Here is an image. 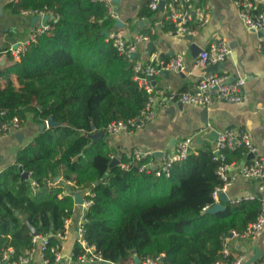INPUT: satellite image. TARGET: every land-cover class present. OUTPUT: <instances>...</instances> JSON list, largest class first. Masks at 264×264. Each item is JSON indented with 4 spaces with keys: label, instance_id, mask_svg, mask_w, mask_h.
<instances>
[{
    "label": "trees",
    "instance_id": "trees-1",
    "mask_svg": "<svg viewBox=\"0 0 264 264\" xmlns=\"http://www.w3.org/2000/svg\"><path fill=\"white\" fill-rule=\"evenodd\" d=\"M6 7L14 14L46 7L56 20L50 21L51 33L29 42L18 60L9 46L0 47V54L7 56V63L0 65V79L5 80L0 84V110L6 111V120L17 116L21 126L29 118L39 125L50 116L61 124L38 129L16 152L14 162L0 171V250L12 248L16 259L35 245L31 228L39 235L62 231L74 215L73 192L90 189L83 237L96 247L104 264H122L134 255H161L160 264H212L223 259L222 237L232 230L243 232L259 213L261 201L228 200L216 212L204 209L214 205L212 192L221 185L212 148H199L174 162L168 176L156 175L139 170L147 159L128 169L120 163L110 166L113 150L107 135L96 140L89 136L113 119L136 117L148 97L134 79L133 61L102 34L115 24L105 4L12 0ZM139 14L149 17L153 11L146 3ZM169 28L166 24L161 29ZM222 152L231 163L246 149ZM125 161L131 157L120 162ZM23 171L29 178L21 177ZM48 241L43 255L53 264L50 247L58 240L51 236ZM82 253L76 243L74 261Z\"/></svg>",
    "mask_w": 264,
    "mask_h": 264
},
{
    "label": "crops",
    "instance_id": "crops-1",
    "mask_svg": "<svg viewBox=\"0 0 264 264\" xmlns=\"http://www.w3.org/2000/svg\"><path fill=\"white\" fill-rule=\"evenodd\" d=\"M10 1L12 0H0L1 48L26 43L29 40L30 29L42 23L43 18V15L37 16L32 23L33 16L10 12L6 7ZM240 1L250 4L251 12L264 11V0ZM193 2L196 6L204 8L208 14V22L197 27L191 39L187 38L188 35H168V29L164 31L161 29L166 26L158 25L164 17L165 9L159 8L149 17L140 15L147 0H118L114 4L119 25H115V20V24L108 32L112 33L118 29L127 42H135L136 60L144 64L151 61L158 64L160 61H169L172 57L180 55L184 73L181 77L177 70L172 69L168 74L164 68L156 74L154 88L159 93L156 94L152 106L154 117L146 126L116 136L106 134L113 155L119 162L123 158H130L135 149L153 153L168 152L187 137L193 138V152L207 146L213 149L217 134L225 129H230L234 133L240 130L246 131L252 144L256 146L257 153L264 156V33L259 34L258 31L243 25L239 18L241 5L237 0H193ZM147 32L153 34V37L151 38ZM139 35L147 38L137 39ZM220 41L228 45L230 53L216 72L226 75L230 81L244 79L241 100L238 102L218 100L209 107L183 104L177 99L166 101L169 91H190L197 80L207 74L205 71L210 65L196 66V59L200 50ZM259 44L262 45L260 48ZM2 59L3 64H1ZM6 63L7 56L3 51L0 54V65ZM11 80L16 87H19L15 74L11 75ZM0 84L3 86L5 80L1 78ZM29 120L26 126H21L19 130L10 129L6 135L0 137V171L14 162L16 152L30 142L38 131L39 127L35 126L30 118ZM17 132L22 133L21 140L16 137ZM243 155L237 161L229 163L232 172L238 171L249 160L248 152ZM158 159L156 155L154 163H158ZM258 184V179L237 177L226 189L228 200L233 202L247 196L258 197ZM87 190L74 191L73 194L78 192L84 197ZM218 202L223 205L220 199ZM84 215L85 211L76 204L74 215L65 222L67 234L61 243L63 264H85L73 259V247L77 243V226ZM226 244L230 252L229 257L243 255L241 264H251L254 262H251L253 257L257 256L256 261L264 255V229L256 239L228 234ZM33 249L28 264H43L39 240ZM11 260H13L12 254L9 261L0 264H10Z\"/></svg>",
    "mask_w": 264,
    "mask_h": 264
},
{
    "label": "built area",
    "instance_id": "built-area-1",
    "mask_svg": "<svg viewBox=\"0 0 264 264\" xmlns=\"http://www.w3.org/2000/svg\"><path fill=\"white\" fill-rule=\"evenodd\" d=\"M102 2L107 7V11L110 17L117 20V13L115 9V0H95ZM160 1L162 0H147L148 7L152 11H157L159 9ZM165 14L158 23L159 26H164L168 24L170 28L167 30L168 35L173 36H192L197 27L205 25L208 22V14L205 12L204 8L196 6L193 0H163ZM237 3L241 5L239 11V18L246 28L252 29L254 31H261L264 33V11L251 12V5L243 3L237 0ZM23 15L27 16H44L48 15L47 20L44 23H39L33 26L30 30L29 40L23 44H17L15 47L10 46L9 52L15 60H18L21 53L26 49L29 42L34 41L38 35L46 34L49 35L52 31V25L50 21H55L56 17L46 7L42 9H24L21 11ZM116 25V24H115ZM109 37L113 40L114 46L117 50L125 55L129 60L133 61V71L134 79L138 84L145 89L148 94L147 100L144 107L141 109L140 113L136 117H130L127 119H113L107 123L104 127L105 134L116 136L120 133L135 131L142 129L146 126L154 117V110L152 108L153 103L156 99V94L159 91H155V76L159 73L161 69L170 68L175 70L183 69L181 63V56L176 55L171 58L167 63L160 61L158 64L155 62L142 63L134 58V51L136 49L135 42H127L123 36V33L116 29L112 33H109ZM137 39H146V36L139 35ZM262 45L259 44L260 48ZM264 50V49H263ZM230 49L228 45L223 42H217L211 44L208 48L200 50L198 57L196 59V66H205L211 64L222 63L225 58L229 55ZM264 74V71H263ZM243 78H238L236 80L230 81L226 75L220 74L216 71H210L203 75L194 84V88L190 91H169L166 96V101H173L172 99H177L183 104H195L204 107H209L218 100H225L230 102H238L241 100V87L244 84ZM6 111L0 110V137L6 135L10 129L19 130L20 120L17 116H13L11 119L6 120ZM193 138L187 137L182 139L177 143L174 149L168 152H147L135 149L131 154V161L119 162L121 167L128 169L131 163H136L142 159H147L145 163L139 165V170L149 171L153 170L156 175L165 174L169 175L170 167L174 162L184 160L191 152H193ZM245 147L246 152L253 153L254 156L245 162L238 171L232 172L230 164L225 162V156L222 150L229 148L235 149L238 147ZM214 157L219 160V165L217 167L216 173L221 180V185L214 188L212 192V197L215 203H218L219 195L222 192L226 193L227 187L235 181L237 177H242L245 179H258V192L261 201L260 211L256 218L250 222L247 228L239 233L232 230L231 235H235L243 238L256 239L260 236L264 229V156L257 153V148L252 144L251 139L246 131L240 130L234 133L230 129H225L217 134V139L213 147ZM157 155L159 157L158 163H154V158ZM116 158L111 155V159ZM65 192H63L64 194ZM74 195V194H73ZM92 192L88 189L85 192L84 197L80 204L82 209L88 210L92 203ZM244 199H253L255 196L243 197ZM210 208L209 206L204 207V209ZM68 221V219L66 220ZM85 215L81 218L77 226L76 231V241L82 247L83 253L77 257L79 263L85 264H99L101 261H105L101 255L97 252L94 245L89 244L83 237L84 233V223ZM65 225L62 231L57 233H45L43 235H33V242L36 244L39 240L40 249L42 251L47 247L51 236H54L58 243L50 247V252L52 253V263L61 264L63 263V254L61 252V243L66 237ZM228 236V235H227ZM227 236H223L221 254L224 257L219 259L212 264H241L243 261V255H238L235 258L229 259V249L226 244ZM35 246V245H34ZM33 247L27 249L23 254L17 256L16 259L10 261V264H28L33 253ZM13 250L12 248H4L0 250V263L3 261H9ZM136 255L133 259H130L122 264H160L163 257L161 255H156L154 257L138 258L135 261ZM49 260L43 255V264H49ZM106 262V261H105ZM119 264V263H112ZM251 264H264V255L258 258Z\"/></svg>",
    "mask_w": 264,
    "mask_h": 264
},
{
    "label": "water",
    "instance_id": "water-1",
    "mask_svg": "<svg viewBox=\"0 0 264 264\" xmlns=\"http://www.w3.org/2000/svg\"><path fill=\"white\" fill-rule=\"evenodd\" d=\"M115 1L117 2L118 0H115ZM163 7H164V1L162 0V1H160V5H159L160 10H162ZM47 18H48V15H44L43 18H42V23H44V22L46 21ZM36 19H37V16H33V17H32V23H33V21L35 22ZM116 25H119V20H116ZM258 33H259V34H262L261 31H258ZM102 34H104L105 36L109 37V32H108L106 29H104V30L102 31ZM187 38H188V39H191V36L188 35ZM15 46H16V45H14L13 47H15ZM3 63H4V60L2 59V60H1V64H3ZM221 66H222L221 63H219V64H211L210 66H208V68L206 69L205 72L208 73V72H210V71H216L217 68H219V67H221ZM171 70H172V69H170V68H166V71H167L168 74L171 72ZM177 73H178L181 77L184 76L183 71H181V70H179V69L177 70ZM60 124H61L60 122L54 121L53 118L50 116V117H49L44 123H40V124L38 125V127H39L40 130H43L44 128H49V127H51V126H57V125H60ZM104 135H105L104 130L95 131V132L89 134V136H90L93 140H96V139H98V138H102ZM16 137H17L19 140H21L22 133H21V132H17ZM253 156H254L253 153H249V155H248V159L252 158ZM118 163H119V160H118L117 158H113V159H111L109 165H110V166H113V165L118 164ZM21 177H22V178H29V173H28L27 171H23L22 174H21ZM55 180L58 181V180H59V177H56ZM258 196L260 197L259 194H258ZM219 199H220L221 202H223V203L226 202V201H228L227 194H226L225 192L220 193V195H219ZM74 201H75V204H77V205L81 203V201H82V197H81L80 193H78V192H77V193H74ZM221 209H223V205H222V203H219V202H218V203H214L213 206H211L210 208H208V212H216V211L221 210ZM31 231H32V234H33V235H37V234H38L36 228H31ZM229 236H231V233H229ZM256 258H257V256L253 257V258L251 259V262H252V261H255ZM135 261H136V262L138 261V258H137V257H135ZM100 263H101V264H104L105 261H101ZM61 264H63V263H61ZM91 264H95V263H91Z\"/></svg>",
    "mask_w": 264,
    "mask_h": 264
},
{
    "label": "rangeland",
    "instance_id": "rangeland-1",
    "mask_svg": "<svg viewBox=\"0 0 264 264\" xmlns=\"http://www.w3.org/2000/svg\"><path fill=\"white\" fill-rule=\"evenodd\" d=\"M5 57V56H4ZM30 122L29 119H27L25 122H24V126H26L28 123ZM35 126H38V124L36 122H33ZM36 128V127H35ZM27 141V140H26Z\"/></svg>",
    "mask_w": 264,
    "mask_h": 264
}]
</instances>
